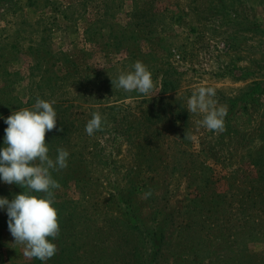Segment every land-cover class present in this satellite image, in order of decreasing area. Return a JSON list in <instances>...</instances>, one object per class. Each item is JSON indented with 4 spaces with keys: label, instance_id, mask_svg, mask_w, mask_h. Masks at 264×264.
<instances>
[{
    "label": "rangeland",
    "instance_id": "374dc122",
    "mask_svg": "<svg viewBox=\"0 0 264 264\" xmlns=\"http://www.w3.org/2000/svg\"><path fill=\"white\" fill-rule=\"evenodd\" d=\"M136 61L148 95L112 84ZM199 87L227 106L223 133L188 112ZM37 98L55 101L50 158L69 152L52 172L58 250L25 257L4 207L0 264H264V195L239 190L257 154L264 168V0H0V149ZM23 192L0 179V198Z\"/></svg>",
    "mask_w": 264,
    "mask_h": 264
},
{
    "label": "clouds",
    "instance_id": "9594fccd",
    "mask_svg": "<svg viewBox=\"0 0 264 264\" xmlns=\"http://www.w3.org/2000/svg\"><path fill=\"white\" fill-rule=\"evenodd\" d=\"M132 68L134 70L121 73L116 81L111 79L112 84L126 92L136 91L148 95L154 88L150 71L140 61H136ZM215 96V88L199 87L188 99L187 107L189 113L203 114V119L199 121L201 126L219 134L226 131L228 108L226 105L218 107ZM54 103L37 98L31 109L22 108L12 112L5 119L8 125L5 129V147L0 149V179L24 189L11 201L0 198V208L6 207L8 229L15 243L24 246V256L40 261L51 259L58 250L56 244L51 242L60 231L58 212L53 207V190L59 189L61 185L53 178L52 172L65 169L69 157V152L64 148L57 149L55 159L49 156L45 136L46 132L56 128ZM85 130L89 136L102 130L100 113L92 114ZM185 138L191 139L190 136ZM32 192L45 195H32ZM151 195L149 189L144 193V198Z\"/></svg>",
    "mask_w": 264,
    "mask_h": 264
},
{
    "label": "trees",
    "instance_id": "16d2710c",
    "mask_svg": "<svg viewBox=\"0 0 264 264\" xmlns=\"http://www.w3.org/2000/svg\"><path fill=\"white\" fill-rule=\"evenodd\" d=\"M163 91H162V96L159 97V100H166L168 96L164 95V92H166V89L164 86H166L165 81L163 82ZM166 104L172 105V102H165ZM172 112V109L170 110ZM253 163V166L256 167V174H254V179H246L241 182V185H243V189H239L242 192L243 196H246L252 200V203H256L259 201V196H263V183L262 180L264 178V168H263V163L261 161V156L259 154L254 157V160L250 162V164ZM261 202V201H260ZM262 223L260 224V226ZM255 261V260H254ZM257 264V263H255Z\"/></svg>",
    "mask_w": 264,
    "mask_h": 264
}]
</instances>
